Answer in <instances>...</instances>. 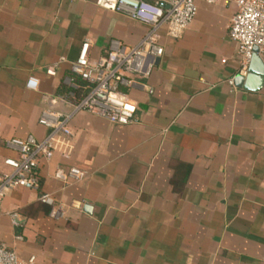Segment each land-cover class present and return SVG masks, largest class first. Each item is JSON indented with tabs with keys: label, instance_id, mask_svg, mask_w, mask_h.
<instances>
[{
	"label": "crops",
	"instance_id": "crops-1",
	"mask_svg": "<svg viewBox=\"0 0 264 264\" xmlns=\"http://www.w3.org/2000/svg\"><path fill=\"white\" fill-rule=\"evenodd\" d=\"M104 3L0 0V175L19 156L7 140L45 138L43 112L68 113L61 97L87 93L72 71L87 38L96 62L112 39L132 46L149 30ZM198 4L181 37L159 30L163 53L146 57L147 74L120 87L137 104L132 123L79 111L69 154L41 160L38 188L5 195L0 244L34 264H264V81L229 84L240 64L228 33L236 3ZM71 167L86 175L56 177Z\"/></svg>",
	"mask_w": 264,
	"mask_h": 264
},
{
	"label": "built area",
	"instance_id": "built-area-1",
	"mask_svg": "<svg viewBox=\"0 0 264 264\" xmlns=\"http://www.w3.org/2000/svg\"><path fill=\"white\" fill-rule=\"evenodd\" d=\"M215 4L220 0H105V5L116 12L143 22L149 30L135 45H127L118 39H112L105 55L96 62H91L89 49L92 40L87 38L81 47L78 58L72 63V71L88 85V91L81 99H61L72 107L70 112H52L46 110L39 118V123L50 129L41 140L33 135L25 138L13 137L7 145L18 151L17 158L5 159V164L12 168L7 174L0 175V211L1 202L7 193L17 187L36 189L39 187L38 167L42 159H51L57 151L68 155L71 149L69 137L73 131L70 119L79 111H88L96 116L106 118L115 124H130L135 120L137 104L121 91V86L135 82L137 74L144 72L148 55L161 56L163 46L158 42V32L167 27V34L179 38L197 15L198 2ZM237 5V12L229 24V37L238 43V75L249 73L250 62L255 47L257 54L264 57V0H232ZM166 3L168 7L162 5ZM63 59V58H61ZM48 74L55 73V66H49ZM236 77L229 80L235 86ZM39 79L31 76L26 86L36 89ZM56 177L64 182L81 180L86 172L78 167L69 170L58 169ZM41 201L54 204L51 194H43ZM80 207V202H75ZM35 255L22 259L17 252L0 244V264H34Z\"/></svg>",
	"mask_w": 264,
	"mask_h": 264
},
{
	"label": "water",
	"instance_id": "water-1",
	"mask_svg": "<svg viewBox=\"0 0 264 264\" xmlns=\"http://www.w3.org/2000/svg\"><path fill=\"white\" fill-rule=\"evenodd\" d=\"M162 5L168 7V5L164 2ZM257 51L258 48L255 47L249 66V73L245 76L238 75L236 77L238 85L251 90L259 89L264 81V59L257 54Z\"/></svg>",
	"mask_w": 264,
	"mask_h": 264
}]
</instances>
